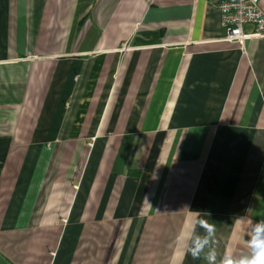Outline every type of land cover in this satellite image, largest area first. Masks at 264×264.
Segmentation results:
<instances>
[{
    "label": "crops",
    "instance_id": "obj_1",
    "mask_svg": "<svg viewBox=\"0 0 264 264\" xmlns=\"http://www.w3.org/2000/svg\"><path fill=\"white\" fill-rule=\"evenodd\" d=\"M217 2L0 0V264H206L196 219L247 252L264 36L223 40Z\"/></svg>",
    "mask_w": 264,
    "mask_h": 264
},
{
    "label": "clouds",
    "instance_id": "obj_2",
    "mask_svg": "<svg viewBox=\"0 0 264 264\" xmlns=\"http://www.w3.org/2000/svg\"><path fill=\"white\" fill-rule=\"evenodd\" d=\"M249 211H251L249 209ZM236 223H241L238 218ZM203 229V234L196 232V227ZM245 241L247 252L234 256L225 253L222 256L215 247L216 226L206 219H196L189 237L187 253L193 259H203L206 264H264V219L251 222Z\"/></svg>",
    "mask_w": 264,
    "mask_h": 264
},
{
    "label": "built area",
    "instance_id": "obj_3",
    "mask_svg": "<svg viewBox=\"0 0 264 264\" xmlns=\"http://www.w3.org/2000/svg\"><path fill=\"white\" fill-rule=\"evenodd\" d=\"M220 24L225 29L223 40L234 42L244 50L248 39L264 36V9L260 0H218ZM251 26L247 31L245 26Z\"/></svg>",
    "mask_w": 264,
    "mask_h": 264
},
{
    "label": "trees",
    "instance_id": "obj_4",
    "mask_svg": "<svg viewBox=\"0 0 264 264\" xmlns=\"http://www.w3.org/2000/svg\"><path fill=\"white\" fill-rule=\"evenodd\" d=\"M185 157H192L191 155H185Z\"/></svg>",
    "mask_w": 264,
    "mask_h": 264
}]
</instances>
